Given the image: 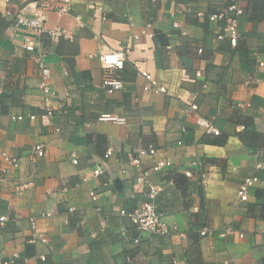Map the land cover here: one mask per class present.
<instances>
[{"label":"crops","instance_id":"obj_1","mask_svg":"<svg viewBox=\"0 0 264 264\" xmlns=\"http://www.w3.org/2000/svg\"><path fill=\"white\" fill-rule=\"evenodd\" d=\"M40 1L0 0V216L7 218L0 264H264V186L252 188L247 202L237 197L246 177L264 176V66L255 56L264 62V1L257 22L245 0L233 47L217 38L225 19H210L226 0H73L69 14L46 13L47 26L68 36L52 42L43 35L30 53L32 33L16 15L37 16ZM125 48L123 90L103 89L100 51ZM42 52L56 93L52 126L42 121ZM144 71L168 93L145 91ZM193 103L198 109L187 112ZM102 113L128 123L99 122ZM199 117L220 135L201 128ZM37 144L44 156L33 151ZM151 146L172 166L152 172L149 156L141 170L131 164ZM141 172L161 184L159 211L185 238L140 234L121 215L146 200ZM204 174L213 177L207 186ZM229 227L234 233L222 236ZM204 228L211 235L202 236Z\"/></svg>","mask_w":264,"mask_h":264},{"label":"built area","instance_id":"obj_2","mask_svg":"<svg viewBox=\"0 0 264 264\" xmlns=\"http://www.w3.org/2000/svg\"><path fill=\"white\" fill-rule=\"evenodd\" d=\"M8 1V0H6ZM228 5L226 10L220 14H214L211 16L212 21H219L225 19V26L223 28V33L218 35V39L222 40L228 38L233 47H237L240 39V22L241 19L246 15V2L245 0H226ZM73 0H41L38 6V15L35 17L27 16L23 11H20L16 15L17 26H22L29 30L32 34L26 38L25 49L30 53H35L40 44V37L43 35H48L52 42H58L60 39L68 36L67 31L60 27H48L46 13L55 12L58 16H63L69 14L72 11ZM7 15H12L11 12H7ZM79 19V18H77ZM202 52V50H200ZM130 53L129 48L124 50L116 51L112 49H104L100 51L98 56L99 62L101 63L102 69L104 70V75L102 78L101 86L105 90L110 91H120L124 88V81L122 78V72L125 68V63ZM257 62L260 66H264V62L261 60L260 54L255 53ZM37 67L40 73V90L43 95V110L42 121L44 125L52 126L53 118L55 115L54 108V97L56 95L52 86L50 85V80L52 78V69L47 62V53H39L36 57ZM197 75L200 77L201 73L198 72ZM142 78L146 81L144 87L145 91H154L157 94H167L168 90L161 86L155 77L148 71L141 73ZM198 105L196 103L191 104L187 112L196 111ZM31 120H35V115H30ZM18 120H22L23 116H18ZM99 122L111 123L119 126L127 125L128 121L125 116L114 114V113H102L99 118ZM197 124L203 128L208 134L220 135V130L213 124L212 121L204 117H199L197 119ZM33 151L39 156H44L45 149L43 144H37L34 146ZM158 151L154 147H149L147 149H141L138 152V157L131 161L132 165L142 169V159L143 157L149 156L154 162L151 165L152 172L159 173L168 167L172 166V163L167 159H157ZM112 155V150H108L107 157ZM5 160L14 165L16 162L13 159H9L5 155ZM74 164L78 163L76 158L73 159ZM259 164L257 167L259 168ZM190 167H198V163L193 161L190 163ZM96 174H101L100 170L96 171ZM187 177H192L193 172L190 168L184 171ZM213 177L208 174L203 175L202 183L207 186L209 180ZM137 184L142 188L141 191L145 197V202L142 205L133 210L127 211L122 210L121 215L126 216L131 219L133 225L140 234L145 233L151 236H170L177 234L180 237L185 238L186 234L179 232L177 226L169 225L163 217V214L159 211L157 199L159 194L163 191L160 183L154 182L148 174L141 172L137 178ZM257 185L264 186V176L259 177L257 175H252L246 177L240 184L237 197L241 202H247L250 196V191ZM27 185L18 186V190L26 188ZM90 196L93 200H97L98 196L95 192H91ZM100 211V209H97ZM73 211V209H71ZM7 220L5 216H0V222L4 223ZM34 225V219L32 220ZM234 233L233 228H227L222 236L231 235ZM202 236L211 235L210 228H204L201 231ZM242 236V235H241ZM135 243H139V238H135ZM143 260L146 258L141 255ZM126 264H131L127 262Z\"/></svg>","mask_w":264,"mask_h":264},{"label":"trees","instance_id":"obj_3","mask_svg":"<svg viewBox=\"0 0 264 264\" xmlns=\"http://www.w3.org/2000/svg\"><path fill=\"white\" fill-rule=\"evenodd\" d=\"M251 2V7H250V11L248 13V18L251 21H261V18H259V12H262V1L264 0H249ZM247 8H246V13H247ZM243 54H247L248 55V51L245 50L244 52H242Z\"/></svg>","mask_w":264,"mask_h":264}]
</instances>
